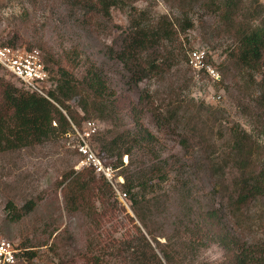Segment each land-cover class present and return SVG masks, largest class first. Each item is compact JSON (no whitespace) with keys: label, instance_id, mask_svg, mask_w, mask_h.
I'll return each mask as SVG.
<instances>
[{"label":"trees","instance_id":"1","mask_svg":"<svg viewBox=\"0 0 264 264\" xmlns=\"http://www.w3.org/2000/svg\"><path fill=\"white\" fill-rule=\"evenodd\" d=\"M66 1L105 22L111 21L112 9L133 7L129 26H114L117 36L103 51L119 82L112 81L111 70L94 64L76 78L40 51L55 84L49 99L0 77V154L65 138L88 120L107 122L113 128L97 132L91 145L123 177L120 187L135 218L126 215L140 223L161 255L134 225L137 243L126 241L119 251L126 264H208L201 252L210 246L224 252L220 264H264V148L238 127L217 147L201 114L208 107L186 100L174 83H167L179 59L171 44L197 21L206 43L225 46L218 65L206 55V63L221 75L215 83L252 89V115L264 134V5L259 0H163L176 11L172 17H153L133 6L139 0ZM5 45L16 48L15 41ZM152 80L167 86L154 92L141 87ZM147 113L159 132L176 140L175 151L145 125ZM64 184L68 214H82L97 225L116 211L112 187L91 169L64 173L59 187ZM34 205L29 201L17 210L8 202L5 209L17 221ZM254 220L258 233H252ZM88 246H96L91 237ZM24 255L35 257L29 251Z\"/></svg>","mask_w":264,"mask_h":264},{"label":"rangeland","instance_id":"2","mask_svg":"<svg viewBox=\"0 0 264 264\" xmlns=\"http://www.w3.org/2000/svg\"><path fill=\"white\" fill-rule=\"evenodd\" d=\"M259 2L264 5V0ZM133 6L145 9L153 17H172L176 11L163 0H139ZM131 8V4H127L123 9H112L111 21L105 22L96 15H85L74 9L66 0H0V47L15 41L16 48H37L43 56H50L76 78H80L89 65L103 66L111 70L112 81L119 82L115 66L106 61L103 51L117 36L114 26H129L130 14L134 13ZM194 23L193 29L177 35L171 44L179 59L167 83H174L176 92L186 100L191 99L204 108L208 107L207 113L203 111L201 114L206 122V132L209 135L211 130L210 136L217 147L224 145L231 128L238 127L246 130L264 148L262 128L251 111V98L255 96L252 89L245 90L244 86L230 83L222 85L220 82L218 85L187 65L188 54L196 49L208 54L214 65L225 58V46L220 41L211 45L206 43L199 24L197 21ZM50 68L56 71V67ZM0 77L10 81L9 75L1 70ZM167 83L152 80L141 87L150 88L152 92L163 91ZM130 98L136 100L135 95H130ZM92 120L101 134L113 128L107 122ZM143 121L160 136L161 141L166 142L169 150L177 149L176 140L159 132L148 113ZM66 135L35 147L0 154V241L6 240L18 250L16 263L126 264L119 251L126 241L138 239L134 225L140 228L154 252L161 257L157 245L146 235L140 223L136 219L132 223L127 217L126 214L135 218L127 200L122 202L115 198L116 211L97 225H91L82 214L67 213L62 193L67 182L60 187L59 182L70 170L83 172L88 168L79 164L80 158L72 145V134ZM127 160L124 157L123 163L126 164ZM234 175L230 173L229 179ZM118 189L124 192L121 187ZM29 201L35 204L33 211L12 221L5 209L7 203L12 202L17 210H21ZM255 227L254 220L252 233H258ZM89 237L96 243L95 247L88 246ZM157 241L164 243L162 238H157ZM25 251L33 252L35 257L28 260ZM201 255L208 264H220L224 260V252L218 246H210ZM92 257L97 258L96 262L87 260Z\"/></svg>","mask_w":264,"mask_h":264},{"label":"built area","instance_id":"3","mask_svg":"<svg viewBox=\"0 0 264 264\" xmlns=\"http://www.w3.org/2000/svg\"><path fill=\"white\" fill-rule=\"evenodd\" d=\"M187 65L194 71L210 77L214 82L220 80L216 69L206 63V53L203 50H192L188 54ZM0 68L25 90L47 99H49L48 90L55 87L50 80L41 52L37 48L27 50L9 46L0 47ZM97 132V124L88 120L79 129L73 127V132L68 134L73 136V149L80 158L81 167L91 169L96 175L104 178L115 191L116 198L123 202L127 200L126 193L118 189L123 184V178L117 175L116 169L99 158L91 145V139ZM17 254L18 250L10 242L0 241V264H15Z\"/></svg>","mask_w":264,"mask_h":264}]
</instances>
